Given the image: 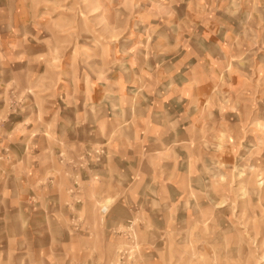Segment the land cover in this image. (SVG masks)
Here are the masks:
<instances>
[{
    "label": "rangeland",
    "instance_id": "1",
    "mask_svg": "<svg viewBox=\"0 0 264 264\" xmlns=\"http://www.w3.org/2000/svg\"><path fill=\"white\" fill-rule=\"evenodd\" d=\"M0 264H264V0H0Z\"/></svg>",
    "mask_w": 264,
    "mask_h": 264
}]
</instances>
